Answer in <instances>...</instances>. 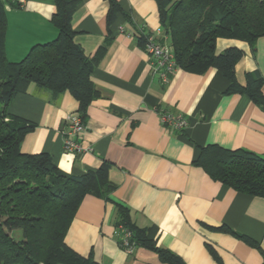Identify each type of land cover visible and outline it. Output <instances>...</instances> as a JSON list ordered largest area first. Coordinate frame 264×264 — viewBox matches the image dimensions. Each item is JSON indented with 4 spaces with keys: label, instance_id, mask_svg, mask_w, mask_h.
Returning <instances> with one entry per match:
<instances>
[{
    "label": "crops",
    "instance_id": "obj_1",
    "mask_svg": "<svg viewBox=\"0 0 264 264\" xmlns=\"http://www.w3.org/2000/svg\"><path fill=\"white\" fill-rule=\"evenodd\" d=\"M13 1L16 7L6 10L5 54L18 62L33 45L56 38L50 23L55 7L49 0ZM117 2L129 21L120 13L107 21L105 0H79L72 18L74 41L87 57L105 46L91 74L97 97L87 109L81 143L90 152L75 156L63 150L64 121L78 110L68 92L54 95L30 85L9 106L12 115L34 126L21 143L22 153L47 154L72 176L105 170L108 199L84 196L65 244L98 264H165L144 248L129 255L119 247L114 222L121 205L137 226L156 227L157 245L184 264H264V199L222 186L194 163L208 145L264 157V108L244 94L227 92L228 81L215 69L200 75L178 69L161 84L141 41L160 27L156 2ZM231 46L243 51L237 82L244 85L245 74L254 71L264 81V36L253 49L220 38L216 52ZM159 110L183 115L189 126L168 131Z\"/></svg>",
    "mask_w": 264,
    "mask_h": 264
},
{
    "label": "trees",
    "instance_id": "obj_2",
    "mask_svg": "<svg viewBox=\"0 0 264 264\" xmlns=\"http://www.w3.org/2000/svg\"><path fill=\"white\" fill-rule=\"evenodd\" d=\"M49 1L55 7L50 23L56 38L33 45L20 61L10 62L5 54L6 10L17 4L0 0V264H98L91 256L83 257L69 248L64 238L85 195L108 199L111 185L104 168L72 176L55 167L47 154L22 153L21 143L34 126L9 112L12 99L30 85L54 95L68 92L77 101V112L84 121L97 97L91 74L105 46L87 57L75 43L72 27L79 0ZM105 1L107 21L118 13L129 21L117 0ZM154 1L177 69L199 75L215 69L228 81L227 92L244 94L264 108L261 76L256 71L246 73L244 85L236 80L235 67L243 51L231 46L216 52L220 38L244 42L253 49L256 40L264 36V0ZM141 41L144 48V38ZM194 163L222 186L264 199V157L208 145L200 148ZM114 227L121 249L123 230L135 249L149 250L165 264H184L157 245L156 227L134 224L128 208L116 205Z\"/></svg>",
    "mask_w": 264,
    "mask_h": 264
},
{
    "label": "built area",
    "instance_id": "obj_3",
    "mask_svg": "<svg viewBox=\"0 0 264 264\" xmlns=\"http://www.w3.org/2000/svg\"><path fill=\"white\" fill-rule=\"evenodd\" d=\"M121 32H123L122 28ZM143 38L144 51L148 56L151 72L164 85L170 76L178 70L175 66L170 38L161 26L145 34ZM158 114L161 126L172 133L183 132L189 126L188 120L181 114H172L164 110H159ZM86 131L87 125L78 112L67 116L61 130L64 152L75 156L90 152L89 148H84L81 145ZM122 233L123 250L131 255L135 247L128 242L129 234L123 230Z\"/></svg>",
    "mask_w": 264,
    "mask_h": 264
}]
</instances>
